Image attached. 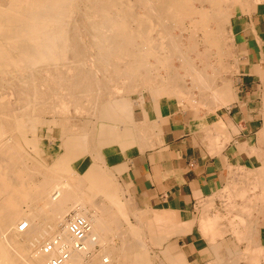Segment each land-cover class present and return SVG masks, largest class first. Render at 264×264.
Returning <instances> with one entry per match:
<instances>
[{"label":"bare ground","instance_id":"obj_1","mask_svg":"<svg viewBox=\"0 0 264 264\" xmlns=\"http://www.w3.org/2000/svg\"><path fill=\"white\" fill-rule=\"evenodd\" d=\"M236 2L246 8L250 4L248 0H0V264H48L43 246L56 239L74 248L67 224L61 230L43 221L48 215L67 223L71 211L87 218L93 230L87 251L73 252L67 264H151L146 247L134 239L147 237L152 228L158 237L157 214L147 217V211H139V226L128 225L122 188L115 184V175L101 168L102 151L133 143L144 148L147 131L136 124L135 105L128 100L133 93L140 94L141 105L148 90L156 102L170 96L209 111L229 106L225 59ZM73 115L85 119L70 123ZM60 118L68 119L70 133L65 134L66 123ZM44 126L60 128L67 150L89 158L91 170L86 173L106 187L104 195L92 198L95 182L92 187L84 179L74 181L62 161L47 165L29 153L40 154ZM223 128L214 125L219 132ZM232 193L242 200L248 196L245 189ZM210 208L206 207L208 212ZM242 208L250 214L249 208ZM204 212L198 226L214 244L223 239L226 228L219 225V215L211 218ZM24 219L27 229L21 232ZM235 219L239 224H233L232 231L237 242L251 243L255 228L245 218ZM174 226L186 232L193 227ZM108 234L121 237L122 245L115 247L112 239L89 260V252L104 245ZM176 246H165V261L188 264ZM248 247L228 264L242 259L261 264L264 249Z\"/></svg>","mask_w":264,"mask_h":264},{"label":"crops","instance_id":"obj_2","mask_svg":"<svg viewBox=\"0 0 264 264\" xmlns=\"http://www.w3.org/2000/svg\"><path fill=\"white\" fill-rule=\"evenodd\" d=\"M248 6H237L232 17L239 63L229 106L198 114L176 100L147 101L139 118L147 131L144 148L115 145L102 151L105 166L125 192L130 191L136 211H147V217L155 213L176 216L183 224L195 222L188 232L186 228L173 231L168 223L165 227L168 239L163 248L175 243L188 262L201 260L210 247L198 226L204 211L211 217L219 215L220 222H231L236 217L231 209L242 204L230 203L227 194L221 199L223 192L229 189L233 200V191H250L248 186L239 187L237 181L233 184L234 175L237 180L253 179L249 185L262 192L258 198L264 196V2L251 0ZM218 123L225 131L214 129ZM257 200L244 205L250 214L259 205L264 212V201L257 204ZM209 205L213 210L208 212ZM246 220L255 228L253 250L264 249V217L256 220L262 224L258 228L255 220Z\"/></svg>","mask_w":264,"mask_h":264},{"label":"rangeland","instance_id":"obj_3","mask_svg":"<svg viewBox=\"0 0 264 264\" xmlns=\"http://www.w3.org/2000/svg\"><path fill=\"white\" fill-rule=\"evenodd\" d=\"M248 1L250 2L251 0H248ZM254 1H257V0H254ZM259 2L260 3L261 2H264V0H261ZM240 5H242L240 2H236L234 8L231 10V13H230L231 14V21H230V25H229L230 27H228V30H229L228 33L231 32V23H232L233 12H234L235 8L237 6H240ZM231 36L233 37V34H231ZM202 48L203 47L201 46L199 48V51L203 52L204 51V48H203V51L200 50ZM226 48H227L226 51L228 52V55H227V57L225 59V65L229 68V72H227V73L224 74V79L228 82V86L230 85L228 89L226 88L227 91H228L227 92V96H228L227 98H228V101H230L231 98H232V96H233V94H234L233 93L234 92L233 91V82H234V78H235L236 74L238 73V63H239L238 62L239 61L238 60V54L236 53L237 50L235 48V44L233 42V38H232V41H228L227 40ZM185 82H186V84L188 86L189 83H190V80L189 79H185ZM193 93H194L195 96L198 95V92L196 90H194ZM139 97H141V96H140V94L138 92L137 93H133L130 96H128V100L129 101H132V103H134V105H135L134 106L135 107L134 110H135L136 124H137V126L139 125V128H142L143 127V123L140 122V119H139L140 118V110L144 107V103L145 102H147V101H155V99H154L153 95L148 90H146V91L143 92V97H144V103H143V105L139 104L140 103L139 102L140 101V98ZM168 99L176 100V101L180 102L181 104H183L185 107L190 108L191 110H193L194 112H196L198 114L215 113V111H209L206 107L200 106L199 104L195 105L194 103H192L188 99H183V101H182V99H177V98L170 97V96H163L162 98H160L158 100L159 101H162V100L164 101V100H168ZM186 101H188L189 104ZM218 109H220V108H218ZM199 110H200V112H199ZM73 117H74V115H73ZM78 117L79 116H75L74 119H70V121H72L70 123L79 124V123L82 122L81 120H84L85 119L84 117H82V118L81 117L78 118ZM59 121L61 123H66L65 129H64L65 130V134L66 133H70L71 127H70V125H68V119L60 118ZM60 131H61V129L60 128H57L55 126H50V127L49 126H44L41 129V144H40V147H39L40 154L38 155V154H36L35 152H33L31 150H28L29 153L33 157L37 158L40 162L41 161L43 163L45 162V164H47V165H51L53 162L58 161V160L59 161H62V163L65 166V169L66 170L68 169L67 172L69 174L71 173L70 175H71L72 179H74V181H79L81 179H84V180L90 182V185H92L95 182L93 184L94 187L92 185L93 188L91 189V197L92 198H96L100 194L101 195H104L107 192L106 187L103 186V185L100 186V184H98L94 179L91 178L92 176H91L90 173L89 174L86 173L87 171L91 170L90 169L91 168V161L89 160V158L88 157L87 158L86 157L83 158L82 155H80V154L74 155L70 150H67V148H66L67 147L66 146L67 144L65 143V140H64L65 138L60 133ZM133 146H139L140 147L139 144L133 143L132 145L128 146V148L129 147H133ZM69 152H70V155H69ZM51 157H53V158H51ZM86 163H87V165H86ZM84 165H86V166H85V168L83 170ZM101 168L103 169V171H105L107 173L109 172L112 175L111 177L114 176V173L111 172V170L108 171V169H107L106 166H103L102 165ZM236 177H237V175H234L233 176V180H232V182L234 181L233 184H235V181H237L239 187H243V188H245L247 186L250 187L249 190L251 192L249 191L247 193L248 194V198H247L248 201L246 199L240 200L241 198H239V197H237L236 199H234L235 193L232 196V199L233 200H231V197H230L231 196V191L229 189L228 190H225L223 192V194H222L223 196H222L221 199L224 200L226 198L225 197V194H227L228 195L227 196V199H228V201L230 203L234 204V202L235 203L236 202L237 203L239 202V203L242 204L241 207H239V206L236 205L235 208H232L231 209V210L235 211L234 212V214L236 216L235 218L240 217V218H246V219H250V220L253 219V220L256 221L261 216L264 217V212L262 211V206L261 205H259V206L256 205L257 206L256 207L257 211L254 212L253 214H248V213H246L247 211H245V210L243 211L242 210V207L245 204H249L250 201H252L253 198L258 199L257 200V204L263 203L264 200H261L260 198H257V196L258 195H261L262 192L261 193H258L256 190H254V188H253L252 185H249L250 183H252L254 181L253 179H251V178L249 179L248 178V180H247V179H245V177H243L242 179L240 178L239 180H237ZM252 177L254 178V175ZM114 181H115V184L116 185H119L118 186L119 187V190L122 188L121 191H120V195L122 194L121 195V199H122L121 202L122 201L123 202L125 201L124 203L122 202V204H123V206H126L125 208H126V211L128 212V225H130L133 228L138 227L139 226V224H138L139 221L137 219V216L139 214V211H136L135 208H134L135 202H134L133 198L131 197L130 191H128V192L126 191L125 192L124 187L122 185L120 186L119 182L117 181V178H114ZM210 199L211 200H210V203L209 204L213 203V199L214 198L212 197ZM217 199L218 200L220 199V195L217 196ZM126 202H127V204H126ZM210 207L211 206H208L207 208L209 209ZM127 209L128 210L130 209V210L128 211ZM25 210H27V207L26 206H25ZM210 210H213V207H211ZM130 211H131V213H130ZM231 213L233 214V212H231ZM155 214H157V216H156V224H157V227L159 228V229L157 228V230H156L158 237H156L152 233V229H153L152 228V229L146 231L145 234L147 235V237H145V235L144 236L142 235V238L139 236L140 239L137 237V239H134V241L137 242V243H142L146 247L145 250H146V253H148L149 261H150L151 264H158V263L159 264H167V262L165 261L164 256H162L163 255L162 254V251L164 250V248H163V246H160V244H163L168 239L167 236H166V232H165V230H166V228H165L166 227V224L167 223L170 224L171 230H173V229H175V226L174 225H179V227H182L183 225H185V226H188V225L194 226L195 222H190L188 224H183L182 222H180V219L178 217H177V219H178L177 222H175L176 220L173 219V218H171V217H167L166 215H160L158 213H155ZM75 215H77V214L74 211H71L65 217V220L67 221V223H68V219L71 216H75ZM211 218H214V216L211 217ZM235 218H233V219H235ZM43 221L50 223L51 226H53V227H57L58 226V228L59 229L61 228V230H63L64 228H66L64 226H66V224H67V223H64V222H61V221H58L57 222V220L52 219L48 215H46V216L43 217ZM238 221L236 220L234 222V220H232L231 222L230 221H228V222H221V224H219V225H222V227L226 228V230H228V231L225 230V232H224L225 235H224L223 239H221L219 241H214V244H212V242H210L209 237H207L204 234V236L207 238V240H208V242L210 244V247L207 250V254L205 256H203V258L201 260H198L197 262H189L188 264H215V263L216 264H222V263L223 264H226V263L228 264V262L229 261H232V259L233 260L234 259H237V257L240 258V255H242V253L246 251V248L248 246L253 248L256 245V243H255V241L253 239L254 237L252 238L251 243H249L250 245H248V243L247 242H244V241L243 242L242 241L237 242L238 239L235 237L236 235L233 234L232 226L235 223L236 224H239ZM27 222H28V219H24L22 224H25V223L28 224ZM59 223L62 226L59 225ZM254 223L256 224V227L257 228L262 225L261 223H258L257 221L254 222ZM149 228H151V226H149ZM123 231H124V229L122 230V234H123ZM120 234H121V232H120ZM118 238H116V237L113 238L112 235L108 234L106 236V239L104 240V242H105L104 245L105 246L102 245V244H97L95 246L96 249H93L92 251L89 252L90 254L88 256V259L89 260L90 259L92 260L93 258H95L100 253V251H102L103 249H105L106 246L108 247L110 245V241L112 243V239H113V245L115 247L116 246L117 247H120L122 245V241L123 240H122L121 237H118ZM120 241H121V243H120ZM176 254L179 255V252H176ZM228 259H229V261H228ZM239 264H251V263H249L246 260H243L242 259Z\"/></svg>","mask_w":264,"mask_h":264},{"label":"built area","instance_id":"obj_4","mask_svg":"<svg viewBox=\"0 0 264 264\" xmlns=\"http://www.w3.org/2000/svg\"><path fill=\"white\" fill-rule=\"evenodd\" d=\"M26 229V223L20 226L21 232ZM67 229L73 239L74 248L61 244V239L45 243L43 252L49 257L48 264H67L73 252L87 251V242L93 230L91 222L81 216H71L68 219ZM92 242H96L95 238H92Z\"/></svg>","mask_w":264,"mask_h":264}]
</instances>
